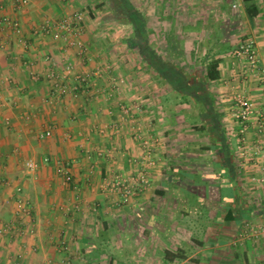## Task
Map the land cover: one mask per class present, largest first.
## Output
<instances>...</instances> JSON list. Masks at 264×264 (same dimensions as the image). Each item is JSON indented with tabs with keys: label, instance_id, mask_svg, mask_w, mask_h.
Segmentation results:
<instances>
[{
	"label": "crops",
	"instance_id": "obj_1",
	"mask_svg": "<svg viewBox=\"0 0 264 264\" xmlns=\"http://www.w3.org/2000/svg\"><path fill=\"white\" fill-rule=\"evenodd\" d=\"M15 2L0 0V17L22 26V36L0 27V263L264 264V152H248L238 167L239 124L231 106L239 90L264 116V82L239 78L240 62L231 55L239 42L253 39L264 79V0ZM77 10L84 13L82 54L73 37L40 30ZM119 23L132 27L131 47L128 38L119 39ZM109 46L130 47L137 68L148 66L154 76L140 69L131 78L122 75L116 60L102 58ZM67 62L75 72L101 70L78 98L52 95L45 78ZM212 62L218 77L210 80ZM32 73L41 79L32 80ZM112 77L125 83L113 88ZM174 99L184 103L171 104ZM189 100L212 144L184 138ZM118 103L137 105L140 126L158 140L150 185L128 203L99 189L111 173L128 174V159L140 154L126 123L115 135L97 133L117 120ZM252 124L248 144L260 139ZM48 128L52 135L39 138ZM99 149L110 154L96 158ZM209 155L212 168L203 164ZM28 160L40 164L34 173L25 167ZM58 162L70 167L72 184L56 175Z\"/></svg>",
	"mask_w": 264,
	"mask_h": 264
},
{
	"label": "built area",
	"instance_id": "obj_2",
	"mask_svg": "<svg viewBox=\"0 0 264 264\" xmlns=\"http://www.w3.org/2000/svg\"><path fill=\"white\" fill-rule=\"evenodd\" d=\"M29 0H17L15 7H21L28 3ZM1 6V4H0ZM84 20V13L77 10L65 17L57 20H47L42 25L40 30L46 34L56 33L63 36H70L71 45L78 49V53L82 54L85 51V43L80 37L82 33V24ZM0 27L9 29L16 36H22V26L16 19L8 16L0 17ZM22 38V37H21ZM25 43V41H24ZM231 55L238 59L240 62V69L238 71L239 78L246 80L248 78H260L262 66L260 65L258 52L255 41L253 39H245L239 42L232 50ZM52 55H46L45 60L53 61ZM100 68L94 69L88 72H75V68L72 63L67 62L63 65L61 71L50 69L46 72L45 78L50 81L51 94H63L70 95L72 98H78L82 92L91 88L93 79L100 76ZM30 78L34 81L41 79V75L32 73ZM113 88H118L125 83L124 78H111ZM2 91L0 85V92ZM118 118L116 121L109 120L108 123L100 125L97 129L99 135L110 134V136L117 134L122 130V126L126 123L129 128V132L135 137V140L139 144L140 154L128 159L130 165V171L128 174L111 173L109 176L103 179L99 185V189L104 192L114 193L121 197L123 203L130 202L140 191L145 190L150 185V172L149 169L156 165L155 154L157 151V139L152 132L144 131L140 126L139 118L136 116L134 110L138 109L137 105H126L118 103ZM232 116L233 119L238 122V137L240 153L242 157H248L250 155L257 156L264 152V116L257 110L255 103L244 92L235 91L232 97ZM253 120V121H252ZM251 122H254V129L256 135L260 136L253 144H248V130L251 128ZM52 135V128L45 129L38 133V137L43 139ZM110 154L109 151L99 149L96 151V158H101ZM88 157L92 159L91 154L88 153ZM94 157V158H95ZM44 162H49V158L45 157ZM39 163L34 160H28L25 162L26 168L30 172H35ZM55 173L61 177L67 184H72L74 177L70 171L68 164L58 162L55 164ZM264 181V180H263ZM18 190H20L18 188ZM30 208L26 205L20 209L23 213L30 215ZM13 225L10 223L5 225L7 230H11ZM33 234V229L28 230ZM23 233V230L19 231ZM64 264H71L70 259H66Z\"/></svg>",
	"mask_w": 264,
	"mask_h": 264
},
{
	"label": "rangeland",
	"instance_id": "obj_3",
	"mask_svg": "<svg viewBox=\"0 0 264 264\" xmlns=\"http://www.w3.org/2000/svg\"><path fill=\"white\" fill-rule=\"evenodd\" d=\"M106 8H104L102 6L101 7L98 6L96 9H97V11L104 13V12H108V8L107 9ZM82 9L86 10L87 6L82 7ZM87 11H88V9H87ZM118 26L121 30V32L118 35L119 39L122 36H124V38L125 37L130 38V36H132V27L129 24L122 25V23H119ZM115 38H117V36ZM104 52H105V54L102 56V58L107 60L108 62H110L112 59L116 60L115 66H119V69L121 68L122 75H125L127 77L130 76V78H131V75L134 72L136 73V71L140 69L141 73L147 75L148 78H150V75L154 76V74L152 73V71L150 70V68L148 66H143L142 67L143 69L137 68V66L139 65L138 56L133 52V50L130 47H125L123 49H117V48H113V49L111 48L110 49V46H109V49L108 50L105 49ZM111 67L113 68V65ZM134 69H136V70L134 71ZM147 76H145L144 78H147ZM148 78L145 81H147ZM155 89L157 90L158 93L163 92V90H165L164 84H163V86H161L159 83L156 84ZM180 101L183 102L184 100L174 99V101L171 104H177ZM189 101L192 103V106L189 108V116L186 118V121L182 120L181 126H180L183 133H185L184 138H186L187 140H193V141L195 140L196 141L195 143L198 144L199 146H201L202 144H204V145L205 144H207V145L212 144V142H211L210 138L208 137V134L206 133V131L198 129V128H200L202 121L197 115L198 109L196 108L195 103L193 102V100H189ZM231 105H232V102H231ZM230 132H232V131H230ZM232 140L235 143L238 140L237 135L233 134ZM200 153H204V152H202V150H200ZM236 155H237L236 158H237V162L239 163V165H238V167H239L241 165V163H243V157L241 156L240 149L237 146H236ZM212 157H213V155H211V156L209 155V158H205L207 161H205V163H203V164H206V167L212 168V162H211ZM200 162L202 164L201 159L198 160L199 164H200ZM198 163L194 164V166H198ZM0 224H1V221H0ZM4 226H3V228H4ZM5 230L10 231V230H7L6 227H5Z\"/></svg>",
	"mask_w": 264,
	"mask_h": 264
},
{
	"label": "trees",
	"instance_id": "obj_4",
	"mask_svg": "<svg viewBox=\"0 0 264 264\" xmlns=\"http://www.w3.org/2000/svg\"><path fill=\"white\" fill-rule=\"evenodd\" d=\"M129 8H131V6H129ZM130 20L132 19V18H129ZM133 40H132V38H128L127 40H126V42H127V44L131 47L132 45H133V42H132ZM216 67H217V62H212L211 63V65L208 67V70H207V77H208V79H210V80H213V79H216L217 77H218V72H217V69H216ZM174 87H178L179 88V86L176 84V82H174ZM199 116L201 115L200 114V112H199V114H198ZM199 130H204L205 129V127L203 126H201L200 128H198ZM204 149H206V150H209V149H211L209 146L208 147H206V148H204ZM191 180V179H190ZM191 183H195V181L193 180V182H192V180H191Z\"/></svg>",
	"mask_w": 264,
	"mask_h": 264
}]
</instances>
